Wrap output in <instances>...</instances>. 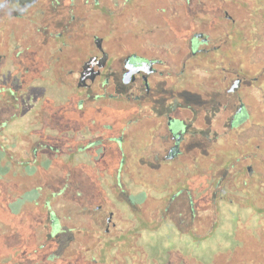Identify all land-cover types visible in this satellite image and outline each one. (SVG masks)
Wrapping results in <instances>:
<instances>
[{
  "label": "flooded vegetation",
  "instance_id": "af4514ba",
  "mask_svg": "<svg viewBox=\"0 0 264 264\" xmlns=\"http://www.w3.org/2000/svg\"><path fill=\"white\" fill-rule=\"evenodd\" d=\"M98 6L100 34L94 49L82 51L72 44V27L84 26L93 36L85 23ZM126 65L138 69L131 81ZM95 71L80 86L82 74ZM81 88L117 93L121 106L132 100L133 168L182 176L190 167L198 171L207 148L227 129L248 124L264 131V0H0V204L11 233L21 221L37 249L46 235L64 232L51 235L52 215L62 222L68 210L72 221V175L76 184L109 168L120 178L125 172L122 142L129 127L119 119L115 136L104 119L81 117L85 108L72 101ZM181 193L170 200L169 220L158 219L153 231L204 233V222L188 223ZM124 198L121 211L126 202L140 210L141 200ZM85 201L79 212H89L83 217L94 229L73 234L100 233L111 245L125 231L120 214L102 205L94 211ZM137 232L129 226L125 234ZM246 255L244 264H252V249Z\"/></svg>",
  "mask_w": 264,
  "mask_h": 264
},
{
  "label": "trees",
  "instance_id": "16d2710c",
  "mask_svg": "<svg viewBox=\"0 0 264 264\" xmlns=\"http://www.w3.org/2000/svg\"><path fill=\"white\" fill-rule=\"evenodd\" d=\"M97 1L100 2V0ZM158 5H164V2H158ZM157 21H163V17L158 15ZM94 22H97V24L98 22L100 23V18H95ZM84 29V26L79 25L72 27V44L77 48H81L82 51L89 50L90 48L94 49L96 29L93 28V30H90V33L93 34L91 37L85 33ZM121 89L118 87L116 91H121ZM93 90H96L98 93L91 99L93 100L92 103H86L85 100L80 101L82 103L81 106L85 108L83 109L81 117L104 119L108 129L112 130L115 136L117 135V128L120 127V125H117L119 119L122 120V124H125L126 128L129 127L123 136L122 142L125 149V172L120 178L118 174L109 168L107 172L88 174L87 181L85 180V175H82L76 184L73 183L72 175V221L69 222V211H65L64 216H66V219L62 221V229L64 232L54 238L46 235L42 249H37L36 245L32 242L34 238H31L32 241L30 240L29 242V238L25 237L23 232L25 227L23 228L21 221H19L17 225L18 229L15 232L9 234L0 233V256H6L4 259L5 262L1 261L0 264H33L34 260L30 259V256L33 254H39L40 256V259L35 264H103L102 262L107 260L108 255L112 256V254H114L113 259H115L113 260L111 258L112 260H109L107 264H176L171 258L167 260L166 257V262L157 263L155 260L149 258L148 255L145 256L142 250L143 246L139 243V239L142 237L144 230L150 231L161 226V223L157 224L159 214H161L160 217H162L163 224L166 220H169L168 217L171 211H173L170 200L174 198L175 194L180 192L182 193L179 194V197L182 195L188 199L185 207L186 214L191 218V222L193 220L197 223L204 222L205 226L212 228L207 233L205 231L204 233L199 231L196 234L184 232L185 235L192 237L195 242H200L206 237H209L219 220L217 216L216 219L211 218L206 221L205 216L203 217L201 214L214 203L218 212L222 204L230 205L227 201L223 202V198L225 196V199L233 200L228 199L227 194L234 191L233 193H236V195L238 193L240 198L238 202L242 200L240 201L241 204L248 202L249 204H245L246 206L254 207L255 214L259 218L260 229L259 231H253L251 238L253 239V243L257 244L259 248L264 249V209H259L258 206L253 205L251 200L248 199L250 191L249 185H251L248 180L258 172L261 173L259 175L261 178L260 190H264V168L257 170L253 164L258 161V153L264 151V141L249 138L244 144L238 142V134H241L243 129L250 127L248 124L237 127L236 130L227 129L225 133L220 135L221 137L215 144L212 145L211 143L212 146L210 145L207 148V152L203 157V166L200 165L198 171L190 167L188 173L183 176L176 173L158 174L154 171L150 173L144 171V169L138 168L137 170L133 168L134 162L137 161L134 152L138 143V137L135 136L136 132L131 123L134 118L132 100L128 103L124 102L125 105L121 106L120 104L123 100L116 96L118 95L117 93L110 91L111 93L104 94L99 89L94 88ZM139 137L140 139L143 138L140 134ZM145 138H147V134ZM139 143L141 142L139 141ZM243 156L245 160L251 159L253 163L244 164L240 162ZM105 160V163L111 166V159L106 158ZM239 162L243 165L238 166ZM249 167H251L250 170ZM255 177L258 178L257 176ZM118 178L120 179L119 181ZM170 180L173 182L171 188L165 184ZM216 180H222L226 183V186L219 188L216 195L207 202L203 197L208 193ZM133 188L139 189L138 191H143L144 194V198L141 199L140 210H133L126 202L125 207L121 211L118 208L123 198L121 197V193H123L121 189L126 193V190ZM222 189L226 190L225 194H223ZM130 193L128 192L129 195ZM259 196L260 198L264 197L263 194ZM88 198L90 201H88ZM202 198V205H199ZM214 198L216 199L215 201ZM84 199L90 202L92 205L91 208L94 211L98 205H102V209L105 207L107 209L113 208L117 211V215L120 214L122 218L120 223L125 227V231L122 236H116L111 245L108 241L109 239H106L104 237L105 235H100V233H97L96 236L94 234L92 236L86 235L85 232L74 235L77 230L89 231V234H91V230L94 229L92 221L88 220L89 218L87 217H83V214L87 215L89 212H79V204L86 203ZM90 204L87 206H90ZM37 212L38 210L26 211L25 213L31 214ZM90 213L92 212L90 211ZM70 224L72 225L70 226ZM148 225L155 227L148 228ZM129 226H135L138 229V232L134 236L125 234ZM70 229L75 232L71 233L69 231ZM204 229L206 230V227ZM160 240L162 239L159 238L158 241ZM126 241L129 242L125 243ZM237 246L235 250H229L225 254H221L220 256H223L222 261L217 262L216 258L218 256L215 255L213 260L207 264H233L238 250L243 249L241 241L238 242ZM99 252L104 254L102 256L103 261H100L96 257ZM180 256L182 257L177 259V264H206L188 254Z\"/></svg>",
  "mask_w": 264,
  "mask_h": 264
},
{
  "label": "rangeland",
  "instance_id": "374dc122",
  "mask_svg": "<svg viewBox=\"0 0 264 264\" xmlns=\"http://www.w3.org/2000/svg\"><path fill=\"white\" fill-rule=\"evenodd\" d=\"M100 8L97 7L96 11L92 14L91 22L85 23L86 27L90 30H93L95 28L96 34H100L98 30H101V24L98 22L95 23V18H101L100 15ZM84 15V14H82ZM80 16V15H79ZM99 21V20H98ZM77 95L72 97V101L79 103L81 100H85L87 103H92L94 98L97 95L96 90H89V89H78ZM175 126H182V122L175 121L173 123ZM253 136H256L257 138H264V131L260 127L256 126H250L248 128L243 129V132L241 135L238 136V142L240 144L246 143L247 139L253 138ZM208 143V142H207ZM254 146V145H253ZM155 153V152H154ZM154 153H151V150H148L146 152V156L148 158H152ZM240 162L247 164V163H253L251 159L245 160L244 156L240 159ZM238 163V166H242L243 164ZM257 170L264 168V151H261L258 153V161L256 163H253ZM261 173H257L255 176L250 178L248 182L251 183L249 185L250 191H249V198L253 205L258 206L260 209H264V197L260 198L259 195L264 196V190L261 191L260 184H261ZM249 183V184H250ZM226 186V183L222 180L218 181L216 180L214 184L212 185L211 189H209L208 193L205 194L203 197L204 200L207 202L211 200L219 190V188H223ZM237 186V185H236ZM235 188V187H234ZM132 190V191H131ZM123 191L124 194H122L121 197H128L131 199L132 203L137 204V201L144 198L143 191H138L139 189H131ZM131 191V193H130ZM122 192V189H121ZM130 193V195L128 194ZM234 191H231L229 194H227L228 199H233V202H229L228 204H222L221 207H219V212L217 211V208L215 206V203L212 206H209L206 211L203 212L206 221L213 218L216 219L218 216V223L217 226L213 229L212 234H210L209 237H206L205 239L201 240L200 242H195L192 237L189 235L182 236L180 234H173L170 237L164 236L163 230H155L151 229L150 231L144 230L142 237L139 239V243L143 246V251L145 253V256L148 255L149 258L152 260H155L157 263H164L170 258L173 260L174 263H178L177 259H180V255H189L194 256L196 259L203 263H210L214 256L217 255L216 258L217 262L222 261L223 256H220L221 254H225L229 250H235L239 241L243 244L242 248L239 249L238 253L236 254V259H234L233 264H244L245 261H247V250L252 249L253 255L256 258H253L252 264H264V249L259 248V246L255 243H253V239L251 238L253 231H259L260 229V222L258 216L255 214L254 207L246 206L245 204H249L246 202L245 204H241L240 199L238 196V193H233ZM258 193H261L258 195ZM133 194V195H132ZM20 201V200H19ZM13 204V210L18 211L20 209L21 205ZM206 202V203H207ZM130 203V202H129ZM131 204V203H130ZM136 206V205H135ZM134 206V207H135ZM255 206V207H256ZM62 208V206H61ZM5 205L0 204V233H11L12 230L9 227V225L5 224L6 211H5ZM63 212V211H62ZM161 214L157 217V219H160ZM61 216H63V213H61ZM210 216V217H209ZM188 218V223H190V218ZM51 220H53V225L51 226V235L55 236L58 231L62 228V222L60 219L56 217V215L51 216ZM18 225V223H17ZM15 226V228L18 229V226ZM149 226V225H148ZM155 227V226H149L148 228ZM14 228V229H15ZM16 229V230H17ZM190 230V229H189ZM212 230V228L206 226L205 232ZM175 233V232H174ZM211 233V232H210ZM164 236V237H163ZM159 238L162 240L158 241ZM129 241H126L125 243H128ZM122 245H124L122 243ZM126 245V244H125ZM165 253V254H164ZM113 255H108V258L106 261H103L102 256H104L103 253L99 252L98 255H96L97 258H99L100 261H103V264H107L109 260L113 259ZM260 258H257V257ZM45 257V256H44ZM167 257V260H165ZM6 256L1 255L0 256V262L4 261ZM43 258V257H42ZM112 258V259H111ZM30 259L34 260L33 264L36 263L38 259H40L39 254H33L30 256ZM115 259V258H114ZM113 259V260H114Z\"/></svg>",
  "mask_w": 264,
  "mask_h": 264
},
{
  "label": "water",
  "instance_id": "95a60500",
  "mask_svg": "<svg viewBox=\"0 0 264 264\" xmlns=\"http://www.w3.org/2000/svg\"><path fill=\"white\" fill-rule=\"evenodd\" d=\"M138 70L137 68H132L131 66L129 65H126L125 66V73H126V76L128 78V81H131L134 79V75H135V71ZM99 73V71H95L93 74H89V73H83L82 76L80 77V86H84V85H87L86 84V80L88 78H91L92 80L94 79L95 77V74L97 75Z\"/></svg>",
  "mask_w": 264,
  "mask_h": 264
}]
</instances>
